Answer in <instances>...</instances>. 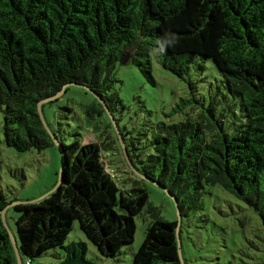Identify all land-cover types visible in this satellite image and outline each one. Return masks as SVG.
<instances>
[{
    "label": "trees",
    "instance_id": "16d2710c",
    "mask_svg": "<svg viewBox=\"0 0 264 264\" xmlns=\"http://www.w3.org/2000/svg\"><path fill=\"white\" fill-rule=\"evenodd\" d=\"M127 53L145 80L154 84V60L184 83L170 113L182 116L178 122L151 119L142 102L144 111L124 113L130 109L116 92L115 72ZM70 86L108 110L136 171L124 188L103 162L107 142L83 144L70 124L46 120L45 109L61 97L50 98ZM43 100L61 180L46 197L12 206L9 230L21 264L44 256L98 264L86 242L65 244L75 223L101 257L124 261L144 214L150 221L128 263L186 264L178 252L182 226L205 227L212 186L253 209L264 228V0H0V143L19 153L52 145L38 115ZM137 179L175 200L178 239V218L163 219ZM11 199L0 182V264H18L1 217Z\"/></svg>",
    "mask_w": 264,
    "mask_h": 264
},
{
    "label": "rangeland",
    "instance_id": "374dc122",
    "mask_svg": "<svg viewBox=\"0 0 264 264\" xmlns=\"http://www.w3.org/2000/svg\"><path fill=\"white\" fill-rule=\"evenodd\" d=\"M129 62L130 56L124 65L117 64L115 72L119 80L116 92L130 109L128 112L126 108L124 113L129 116L134 112L144 111L139 108L142 102L144 109L151 113V119L166 123L178 122L182 116L170 113L179 98L186 94L184 83L153 60V84L145 80L136 66ZM210 74L214 75V70L210 71ZM59 97L61 98L55 105L45 109L46 120L53 126L56 121L70 124L71 129L82 135L83 144L93 140L107 142L111 149L103 150L104 164L113 169L115 177L120 176L121 183L126 182L122 188L135 181L115 139L116 133L110 125V120L96 97L76 86H70L69 90ZM65 106L70 108L71 112L62 108ZM71 140L66 137L67 144ZM61 160L60 150L54 143L43 151L32 150L25 153L15 152L3 142L0 143V182L4 193L14 200L12 204L31 203L44 198V195L49 194L57 185ZM138 187L146 190L148 201L160 210L163 219L177 221L174 201L165 192L139 180ZM207 191L204 199V213L207 218L205 227L199 230L194 225L182 226L180 246L186 264H264V228L253 209L219 186L209 187ZM4 218L8 228L13 231L17 215L12 207L5 211ZM149 221L147 214L135 219L136 228L131 252L127 251L126 256L124 254V261L113 262L101 257L95 247L84 238L77 223L74 224L65 244L86 242L87 257L98 264H129L128 260L141 245L144 229ZM32 264H58V260L44 256Z\"/></svg>",
    "mask_w": 264,
    "mask_h": 264
},
{
    "label": "water",
    "instance_id": "95a60500",
    "mask_svg": "<svg viewBox=\"0 0 264 264\" xmlns=\"http://www.w3.org/2000/svg\"><path fill=\"white\" fill-rule=\"evenodd\" d=\"M129 59V54L127 53V54H124L123 56H122V58H121V60H120V63L119 64H122V65H124L125 64V62H126V60H128ZM70 85V84H69ZM62 94H64V88L60 91V92H58L55 96H53L52 98H50V99H57V98H59V96L60 95H62ZM99 101V103H100V105L104 108V110L106 111V113L108 114V117L111 119V122H112V125H113V127H114V130H115V133L116 134H118V130L116 129V127H115V125H114V123H113V121H112V118L110 117V114H109V112H108V110L106 109V107H105V105H104V103L102 102V101H100V100H98ZM47 101L46 100H43V101H40L39 103H38V115H39V117H40V120H41V122L43 123V125H44V127H45V129L47 130V132L51 135V132H50V130H49V127L47 126V123H46V121H45V118H44V116H43V113H42V109H41V105L43 104V103H46ZM51 137H52V135H51ZM52 139H53V143L55 144V145H57V147L59 148V145H58V142L52 137ZM119 142H120V145H121V147H122V149H123V151H124V155H125V158L127 159V156H126V153H125V150H124V146H123V144H122V142L119 140ZM129 163V165H131L130 164V162H128ZM131 169H132V171H134V173H136V171L134 170V168L131 166ZM60 180H61V168H60V171H59V179H58V182H57V185H56V187H58V185H59V183H60ZM56 187H55V189H56ZM55 189H53V190H51L50 192H49V194L50 193H52ZM167 194V193H166ZM48 195V193L46 194V195H44L45 197ZM168 195V194H167ZM173 201H174V204H175V207H176V202H175V200L172 198V197H170ZM35 201H37V200H35ZM35 201H32L31 203H33V202H35ZM25 204V203H27V202H17V203H14V204H10L8 207H12V206H15V205H17V204ZM7 207V208H8ZM5 210H6V208L3 210V211H1V217H2V220H3V223H4V226H5V228L7 229V232H8V235H9V238H10V241H11V244H12V247H13V249H14V253H15V256H16V259H17V263L18 264H21V261H20V259H19V255H18V252H17V247H16V241H15V239H14V237H13V234L11 233V231L9 230V228H8V226L6 225V223H5V218H4V213H5ZM177 215H178V211H177ZM178 217V216H177ZM179 217H178V225H177V228H176V237H177V239H178V230H179ZM178 252H179V257H180V259H181V261H182V257H181V247H180V241L178 240Z\"/></svg>",
    "mask_w": 264,
    "mask_h": 264
},
{
    "label": "clouds",
    "instance_id": "9594fccd",
    "mask_svg": "<svg viewBox=\"0 0 264 264\" xmlns=\"http://www.w3.org/2000/svg\"><path fill=\"white\" fill-rule=\"evenodd\" d=\"M167 43H169V44H174V43H175V39L170 40V41H167ZM161 49H163V45H161Z\"/></svg>",
    "mask_w": 264,
    "mask_h": 264
}]
</instances>
